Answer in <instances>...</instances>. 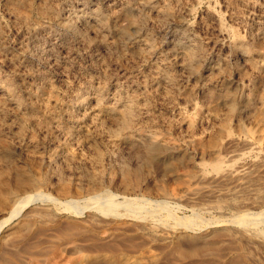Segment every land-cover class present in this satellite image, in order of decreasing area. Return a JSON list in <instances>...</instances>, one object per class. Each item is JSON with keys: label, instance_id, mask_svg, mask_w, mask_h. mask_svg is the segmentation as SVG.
<instances>
[{"label": "bare ground", "instance_id": "bare-ground-1", "mask_svg": "<svg viewBox=\"0 0 264 264\" xmlns=\"http://www.w3.org/2000/svg\"><path fill=\"white\" fill-rule=\"evenodd\" d=\"M58 2L55 5L40 0L33 10V0L7 1V17L17 36L15 48L23 53L24 60L15 59L5 47L1 24L0 60L11 70L27 73L31 84L23 88L24 94L30 97L27 102L24 95L14 91V83L3 80L0 75V168L13 170L11 153L16 150L26 166L36 165L43 171L41 180L47 186L53 183L66 191L69 186L79 189L86 186L92 195L87 200L90 205L84 203L88 206L83 207L73 200L64 207L75 215L89 207L95 213L87 215L85 221L66 218L63 223L53 224L54 229L60 231L56 233L63 238L74 239L73 235L82 232L95 233L98 228L93 225L104 222L106 217L112 221L109 223L117 225L113 230L120 231V236L141 231L151 240L155 228L167 219L177 226L193 228L197 221L193 216L176 218L164 202L154 204L146 198L129 199L126 195L119 202L110 191H100L106 185L123 194L137 192L148 195L146 197L152 195L180 202L191 193L189 183L195 178L202 180L208 172L217 176L243 174L242 164L237 169H231L233 165L223 166L222 154L227 153V156L234 151L230 150L233 146L229 147L232 142L226 143L231 128L236 130L233 129L238 138L248 141L243 147L244 158L264 150V0H221L227 19L242 35L226 28L222 17L210 10L203 9L200 18L191 23L188 18L201 5V0ZM64 12L72 15L65 18ZM201 34L208 37L203 38ZM74 46L82 52H74ZM123 59L134 66L145 64V67L142 72L125 71L124 65L119 64ZM52 72L74 79L71 86L63 85L68 96L66 104L57 111L48 105L51 104L46 100L49 91L43 95L45 99L42 97L43 91L51 90ZM196 95H200L199 106L195 103ZM26 123L32 127L33 135L25 131ZM3 136H7V140ZM35 136L49 145L59 144L60 149L52 151L50 148L51 151L41 155L42 147ZM96 146H100L103 154ZM72 149L86 151L90 160L70 154ZM103 157L118 179H113L114 175L112 178L101 174L99 166ZM156 165L163 167L159 179L151 174ZM89 167H93L91 172ZM1 170L0 187L6 175ZM65 170L70 171L71 178H67L69 174L66 176ZM26 173L21 168L16 169L11 177L14 184L8 193L11 203L6 207V218L0 219V230L24 207L46 197L34 190L35 181ZM164 177L174 181L176 188H171ZM25 187L35 193H28L16 201L17 189L24 191ZM119 208L124 212L119 213ZM38 215L21 219L12 233L23 240L36 228ZM254 216L238 214L234 222L243 228L257 226L261 220H256L264 217V210ZM255 233L264 239V229ZM29 243L25 245L33 249ZM169 243L174 244V240ZM209 244L204 241L206 247ZM116 245L99 242L96 248L113 250L97 252L96 249L97 253L80 256L79 264H143V261L149 264L155 261V254L142 250L144 244L131 246V253H135L132 256L116 249ZM7 263L0 259V264Z\"/></svg>", "mask_w": 264, "mask_h": 264}, {"label": "rangeland", "instance_id": "rangeland-1", "mask_svg": "<svg viewBox=\"0 0 264 264\" xmlns=\"http://www.w3.org/2000/svg\"><path fill=\"white\" fill-rule=\"evenodd\" d=\"M7 1L8 0H0V24L2 25V29H3L4 45L9 50V52H11L12 55H14L15 59H17L20 62H23V60H24L23 53L15 48V45L17 42V39H16L17 36L14 32L15 30L13 28L12 22H10V20L7 17V12H6L7 11V7H6ZM33 1H34V3L32 4L33 5L32 9L36 10L38 4H40V0H38V1L33 0ZM47 1L53 2L55 5H57L59 3L58 1H62V0H57V1L56 0H47ZM63 1H66V0H63ZM201 2H202L201 5L198 8L194 9V14L190 18H188V20L191 23H194V21H196L198 18H200V16L202 15L204 10H210V11H214V13L216 12L215 14L217 16H219L220 18L222 17L221 22L223 23V25L226 28L230 29L233 33H239L240 35H242L240 33V29H238V27H236L235 25H232L233 23L227 19L226 13L223 11L221 3H220L221 0H201ZM218 5H220V6H218ZM64 14L63 15L65 18H67V17L69 18L72 15V14H69L67 12H64ZM234 29H237V30H234ZM78 30H79V28L77 27V31ZM201 36H203V38L208 37L204 34H201ZM210 37H212V36H210ZM73 50L76 53L82 52V50L80 51V48H78L77 46H74ZM119 64L121 66L124 65L123 66L124 69H123V67H122V69L125 71H128V72H131L132 69L135 71H139V72L141 71L142 72L143 68L145 67V64H140V65L135 64V66H134V65L130 64L127 60H124V59L120 60ZM126 67H130V68H126ZM0 75L3 78V80L6 79V80L13 82L14 88H15L14 91L18 92V94H20L21 96L24 95L23 97L25 98V100L27 102H30V99H29L30 97L26 96L24 94V89H23L26 86L31 84L29 82V78H28L27 73L25 74L23 72H18L16 70H11L10 68H7L6 64L1 59L0 60ZM22 75H24V76H22ZM25 78H26V80H25ZM51 79H54V81L52 80L53 82H52L51 90L43 91L42 97H43V95L45 96L47 94V91H49L50 94L49 93L47 94L48 98L46 95V100H48V103L51 102V104L50 103L48 104L49 107L52 110L57 111L60 109L59 107H62L63 105L66 104V100H67L66 98L68 96L63 85L66 84V85L71 86L74 82V79L61 77L60 75H58L54 72H52ZM18 81H19V83H18ZM16 89L19 91H17ZM49 97H51V98L49 99ZM199 98H200V95H196L195 103L197 104V106H199V104H200ZM43 99H45V97H43ZM188 113H190V112H188ZM193 116H195V115H193ZM30 127L31 126L26 123V125L24 126L25 131L28 134H30V132H31V135H33L32 127L31 128ZM206 129H209V128H206ZM233 129L234 128L230 129L231 133L228 134L229 137H228V140L226 141V143L232 142V144L229 147L231 148V146H233V148L230 149L231 151L234 150L233 154H228L227 156H225V154H227V153L222 154L223 155L222 160L224 162L223 166L233 165L231 169H234V168L237 169L239 167V165H241V164H242V166L244 165L243 166V174H241L239 176L238 175L230 176L229 174H226V173H223V174H220L217 176V175H214L213 173L208 172L205 176L201 177L202 180H200V178L199 179L195 178V180L193 179V181H191V183H189V186H190L189 188H191L190 189L191 193L188 196H186L180 202H175V201H171V200H167V199H163V198L157 199L155 196L153 197L152 195H149V197H146L148 195H145V194L142 195L141 193H139L140 194L139 195L137 192L136 193L132 192L131 193L132 195L129 192H127L126 194H123L124 193L123 191L112 190L111 188H109L106 185H104L102 187L103 189L100 192L110 191V195H112L114 198H116V200L119 202L122 200L123 195H126V197L129 199L130 198H133V199L134 198L135 199L146 198L149 201L153 202L154 204H159L160 202H164V203H166L165 205L172 211L174 216H176V218H187V217L193 216V218H195L198 221V222L196 221V226L193 227L194 229L193 228L187 229L181 225L177 226L172 220L167 219L163 222H160V223H164V224H159L155 228V232L153 233V235H154L153 240H151V238L149 236L147 237V235L145 233L143 234L141 231L138 233H132V232L127 231V233L129 232L132 234H129V233L126 235L122 234V236H125L126 238L125 237L121 238L122 236H120L121 234H119L120 231L117 232V231L113 230L116 228L117 225H114V223H112V224L109 223V222H112L109 219V217L104 218L103 219L104 222H100V223H97V225H93L94 227L98 228L95 233L94 232L93 233L87 232L88 235H86L87 234L86 232L85 233L82 232L81 235L80 234L76 235V236L73 235L74 239L63 238L62 236H60V234L56 233V232H60V231H57L56 229H54L55 228L54 226L57 223H59V222L63 223L66 218H69L68 220L72 219V220H78V221H80V220L85 221V219L86 220L88 219L87 215L90 216L92 213H95L94 210L90 209V207H89V209L83 208L79 212V214H76L77 215L76 216L74 213L68 212L67 210H65L66 207H64V204H67L68 202H71L74 200V202H77L78 204H81L83 206L84 203H89V202H87V200H89V198H91L92 195H90V193L88 192L89 190L86 189V186H81L80 189H79V187L69 186V187H66L67 191L65 190V188L63 189L62 187L54 185L53 183H50L47 186V184L43 183L41 180L44 177L43 171L36 165H33L32 168L29 167V165H31V164L26 166L27 163L24 160V158L22 157V155L20 153H18V151L12 150V153H11V156L13 159L12 164H13V166L15 165L14 166L15 169L13 168V170H12L11 167L9 169L4 167L6 169V171H5V169L3 167L0 168V170L2 169L1 171H3L2 174H6V175H4L5 177L4 176L2 177V181H4V183L1 181L2 184H5V185L1 184V186L3 188L5 187V188L3 189L2 187H0V219L6 218L5 216H7V214H8L7 208H9L10 203H11V201H10L11 198L8 195V193H9V190L12 189V187H14V184L12 183L13 179H11V177L14 176V171L16 169L21 168V170L23 169V171L27 172L29 174V176L31 175L30 177L32 178V180L35 181V184L37 185V187L35 185L34 190L35 191L37 190L39 192V194H41V195L43 194V196L45 195L46 197L44 198V200H38V201L30 203L29 205L24 207L19 212V214L17 216H15V218L10 220V222H7L6 224H4L5 226H3L2 229L0 230V244H1V246H0V259H2V260L4 259V261L6 263L9 261L8 262L9 264H79L80 261L82 260V259L79 260L80 256L85 257L88 254L90 255V254L97 253L98 250H103V249L96 248L97 244L99 242H107L108 244H112V245L117 244L116 245L117 248H116V246H114L116 249H119L121 252L123 251V253H126V254L129 253L128 255L131 254L130 256H132V254H135V253H131V252H133V251H131V246L137 244V247H139V245L144 244L145 246L143 245V249H142L143 251L146 250L148 252H151V254L153 253V255L155 254L154 255L155 261L154 262L152 261V263H149V264H264V239L260 238L261 236L258 237L256 235L258 233H255L256 231L260 230V228L262 230L264 229V221L262 220V219H264V217L256 220V222L257 221L259 222L261 220L260 221L261 223L259 222L257 226L253 225V226H250L249 228H243V226H240L234 222V219L238 214L242 215V214L246 213V214H250L253 217L254 215L256 216V214H259V212L264 210V150L260 153L254 154V156H252L253 155L252 154L249 158H246V157L244 158L243 153L245 152V148H243V147L245 146L244 144L248 141H245L244 138H242V137H241V139L238 138L236 135L237 133L235 132L236 130L234 129L235 130L234 131ZM232 131H234V132H232ZM6 137L7 136H5V138H4V136H3V139L7 140ZM36 139H38V141L42 147L41 153L43 152V154H41V155H45L47 153V151H51L50 148H52V151L55 149H60L59 144L49 145V144H47L46 141H44L45 143L40 141L41 138L36 137ZM232 139H234V140L231 141ZM239 144L240 145L242 144V145L239 146ZM96 149L102 153V149L100 148V146H96ZM76 151L77 150L72 149V150H70V154H73V155L77 154V155H79L80 158L82 156L83 160H87V161L90 160V154L87 153L86 151H78V152H76ZM83 152H85L86 154ZM79 153H81V154H79ZM240 154H241V156H240ZM234 155L235 156L238 155V156L232 157ZM192 156L195 159L198 158L197 156H194V155H192ZM256 157H257V159H256ZM232 158H234L235 160ZM28 167H29V169H28ZM99 167H101V168H99L100 169L99 171L105 177H107V176L112 177L115 173L110 168L109 162L105 157H103L101 159ZM157 167L161 171L159 169H157ZM90 168H91V170H90ZM162 168H163L162 165L154 166L152 168L151 174L156 179H159L160 178L159 174H161ZM225 168H228V167H225ZM87 169L89 170V172H91L93 170V167H89ZM9 170H10V172H9ZM33 170H35V171H33ZM4 171L6 173H4ZM66 171H68V172H66ZM69 172H70L69 170H65V172H64L66 176L69 174V177L67 176V178H71V175ZM224 174H226L227 176H225ZM116 175L117 174H115L113 176L114 178L113 177L112 178L118 179V177ZM164 179L167 181V184L171 186V188H173V189L176 188L175 187L176 183L174 181H172L170 178H167V177H164ZM22 188L17 189V191L19 190L18 192L16 191V193H17L15 195V198H17V199H15L16 201H18V199L22 198L23 196H25L28 193H30V194L35 193V191L30 189V188L25 187L24 191L22 190ZM62 190H64V191H62ZM256 197H258V198H256ZM8 202H9V204H8ZM86 205L88 206V204H85L83 207H86ZM89 205H90V203H89ZM50 210L52 211L51 214H49ZM37 211H39L40 213ZM42 212L46 213V214H44L46 216V218ZM118 212L123 213L124 212L123 208H119ZM38 213L40 214V216L38 215ZM27 215H29V216L30 215L31 216L38 215L39 217L36 216L37 223H36V228L34 229L35 231L33 230L32 232H30L22 240L21 239L22 237L20 238L18 236L19 237L18 238V237H16L17 235H14L12 232L17 227L16 225H18L20 223L19 221L21 219H23L24 217H26ZM47 215H48V217H47ZM196 216L198 218H196ZM167 222H168V224H167ZM135 223H138V222H135ZM53 224H54V226H53ZM255 224H257V223H255ZM259 224H261V225H259ZM113 225H114V227H113ZM105 226L108 228H111L112 231H108ZM167 226H169V227H167ZM195 228H196V230H195ZM215 230H216V232H215ZM52 232H55V233H52ZM222 232H223V234H222ZM226 232H228V234H231V235H228ZM113 236L114 237L117 236V237L114 238ZM127 236H130L131 238L127 237ZM75 237L78 239L76 240ZM96 237H98V238H96ZM176 237H178V239L175 240ZM190 237L195 238V241H190L191 240ZM197 237H199V238H197ZM163 238H167V240L165 242H162L161 240ZM180 238H182L181 241H180ZM217 238H219V239L217 240ZM83 239L85 241H82ZM207 239H209V240H207ZM170 240H174V244H170L169 243ZM205 240L210 243L209 245H207L208 247H206V245H204ZM84 242H86V243H84ZM109 242H111V243H109ZM129 242H131V243H129ZM135 242H137V243H135ZM214 242H215V244H214ZM22 243H24V244H22ZM25 243H29V244L33 245V249H32V247L27 248L29 246L25 245ZM165 243H167V244H165ZM88 245H90V246H88ZM91 245H95L94 246L95 248ZM183 245L186 247H183ZM104 246H106V245H104ZM166 246L168 248H166ZM218 246H219V248H218ZM34 247H36V248H34ZM106 248L107 247H105V249ZM96 249H97V252H95ZM105 249L103 250L104 252L113 250L110 248H108L109 250L108 249L105 250ZM173 249H175V250H173ZM195 251H196V253H195ZM206 251L207 252L209 251V252L206 253ZM99 252H102V251H99ZM186 252H187V254H186ZM193 252L199 256H195V254ZM210 252H212V253H210ZM217 253H219V254H217ZM139 254L140 253H138L134 256H137ZM188 254H191V255H188ZM1 255L4 258H2ZM3 255H5V256H3ZM215 256H217V257H215ZM143 264H146V262L143 261Z\"/></svg>", "mask_w": 264, "mask_h": 264}]
</instances>
